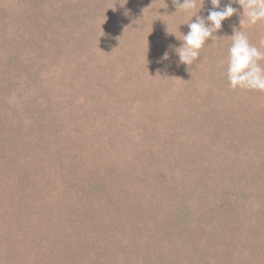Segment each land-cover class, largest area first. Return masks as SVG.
<instances>
[{
    "label": "trees",
    "instance_id": "trees-1",
    "mask_svg": "<svg viewBox=\"0 0 264 264\" xmlns=\"http://www.w3.org/2000/svg\"><path fill=\"white\" fill-rule=\"evenodd\" d=\"M140 1L141 3L138 7H134L131 4V0H119L117 3H114L115 9L112 12L108 10L103 14L108 15L107 21L101 20V16H98V13L101 14L98 12V6L102 5V8L106 6L107 1L105 0H84L85 3L82 4L85 5L83 9L84 12H80V10L71 11V8H74L79 0H73L72 3L68 0H35L33 2L34 7H32V10H37L42 15V20L43 17L46 16L49 22H62L58 18L61 17L63 19V24L61 23L62 26L70 25L71 20H74L77 27L79 22V26L83 25L87 28L85 32L79 31L84 37L81 44V47H83L81 53L78 52V49L74 46H71L69 50H67V41L64 39L61 40L64 46L66 45V48L63 49V53L61 50L59 53L66 54L65 58H69V63L62 68V75L59 76L60 74H56L53 78L45 76V79L48 80L47 83L41 80L42 75H39L38 78L40 77V79L37 78V80H39V82L41 81L42 85L44 83L46 86L43 90L45 94L43 97L46 103H49L51 106H53L54 103L56 105L59 104V109L65 104L64 106L69 108L67 109L69 110V112H67L69 117L82 122L86 128L99 127L96 123L101 120L106 121L108 125L105 127L102 135L108 136L113 140L110 144L111 146L108 145L107 151L102 152L92 146L91 150L88 151V145L80 140H78L72 148L69 147L71 148L70 150L68 149V145H70L69 142L75 141V139L70 140V137L66 138L68 141L70 140L69 142L66 140L63 141L64 147L58 149L57 144V147L51 149L50 142L54 141L58 134L63 133L67 125V121L64 122L63 120L65 118H63L64 114H60L58 111L53 114H48L47 110L42 111L36 108L34 114L39 119L37 121L26 120V111H24L21 115L22 119L20 117V121H17L18 119L14 120V125L12 121H10L11 124L4 125L0 128V142H3V144L7 143L10 146L7 153L0 154L1 159H4V163H8V159H10L11 161H15L14 167L25 164L27 168L32 169L33 165L35 169L37 168L36 166L44 163V167L47 168L45 170L48 173L50 169L52 170L50 172L51 175L49 174V179L45 180L43 184H36V186L40 185L43 190L46 189V193L47 190H50L47 197L45 193L44 196L41 197L36 193L33 194L36 196L40 207L44 206L45 199L46 206L49 205L48 201L51 200V202L54 203L55 201L59 203L58 206L63 207V209L58 207L61 213L65 211L64 214L59 215V220L63 225L60 231L64 232L63 236L67 238L76 236V238L73 239L65 238L68 241H64L63 244H67V248L69 245H72L76 254L80 253L79 247L95 245L97 247V252H99L103 249L102 247H107L108 244L110 247L114 244V241L117 242L119 246L125 247L127 244L129 247H134L138 240V236L133 235L134 232H137L139 236H141L140 232L144 234L147 233L146 240H144L143 243L141 241L140 243L142 244L139 247L153 249L155 246L154 236L144 229L148 223L145 221L146 224L143 227L142 224L144 220L140 217L142 212L138 211L137 205H142L141 202L145 201L146 197L144 195L147 190H155L157 193L158 191H162L161 188L163 189V187L160 186V184L162 182L164 184V181L169 180L167 172L163 169L166 166L162 165H165V163L167 165V162L169 163L171 159L176 161L177 164L184 165V179L192 178V182L196 185V190L200 182L201 185L203 183L204 185L208 184L207 189H209L212 184L221 181V184H219L220 194H229L230 189L233 190L234 187L237 193V191H239V188H237L238 183H234L233 186V184L230 183L231 178L237 180L238 172L242 167L249 170L246 176V182L239 186L242 187L243 190L241 194H236L237 198L233 202L234 205L241 206L238 208V213L233 217V221L231 222L233 225H236L240 218H244L245 222L248 219L251 220L254 218L256 212L253 210L254 207L261 209L258 207L259 202H257V200L260 201V199H264V110L261 106V103L262 105L264 103L257 100L259 98L254 100L247 98L250 97V92H246V90L235 89L236 91L238 90L236 97L245 102L242 104L241 114L238 113L237 116H231V118L237 120L234 125H231V122L228 123V115L224 113L230 109L234 111L235 108H237L236 105L239 106L242 101L236 100L231 103V100L224 95L221 97L220 102L218 101V103H213L206 107H212V111L206 110V108L202 111L199 107L196 108L200 106V104L194 105L187 100L186 96H181L183 95L182 91H184V93L190 91L188 92V96L193 95V98L195 97L194 101H198L201 99L199 97L201 95L200 86L206 87L209 84L217 86V84L227 80L226 76L222 77V73H225L226 70L228 48L231 45V40L229 38H231L232 34L229 32V29L225 25H222L221 30L217 33L219 37L217 41H215L216 44H205L207 46L206 53L210 60L205 66L198 63V60L191 65L178 63V56L172 48H169V51H171V53L169 52V59L162 60L161 58L167 50L165 49V45L157 49L154 47V43L157 39L154 31L157 25L167 22L168 25L171 26L177 24V21L181 23L186 22L187 20L184 19L188 18L189 14L177 10L174 11V14L179 16L174 17V14L172 16L173 10L164 8L161 12H157V16L154 19V26H151L150 20L152 18L145 16L146 11H148L151 6L147 8L148 6L146 7L147 3L145 0ZM196 3L197 7L203 3L201 14L205 16L207 15V10L212 7L210 0H196ZM224 3H227V0H222L221 6H223ZM204 5H206V7H204ZM41 6L46 7L44 12H42ZM235 6L237 5H233V7ZM21 8L25 9L26 12L31 10L26 6V0L17 1V6H14L13 11L20 14L18 10ZM62 9L71 12L73 15L71 16L70 14L69 16L66 14L62 16ZM9 11L10 10H1L0 12L8 14ZM130 13L132 16L129 17ZM143 16H145V18ZM172 17L174 20H172ZM233 17L234 16L231 18ZM231 18L226 19L224 23H230L229 20ZM135 19H137L138 22H134L133 20ZM38 20H41V18H38ZM121 25L127 26L126 30L123 31ZM181 26H183V34H187L189 30L187 24L185 27L184 24L179 27ZM37 28L38 23L33 21L32 29L36 34L37 45H39V42H42V45L36 48L40 51V48L44 47L45 39L39 41ZM19 29L22 30V33H19L17 40L16 37L11 38L13 44L5 41L3 46L1 45L2 42H0V112L3 111V108L4 110H9L11 107L10 105L12 102L9 101V99H12V86L18 76L16 72L24 71L31 74V68L35 66L36 63L34 58L35 48L32 47L34 43H32L30 39L31 36L35 40V34L25 35L24 29L22 27H19ZM0 31L6 32L1 22ZM26 31L28 32L29 30ZM180 37L182 38V34ZM78 41H80L79 38ZM178 43L180 45L181 41L178 40ZM257 47L264 51V44L260 43ZM71 49L77 51L70 54L69 51ZM87 50L93 51V54L91 55ZM93 59L97 62L99 74H93V70L89 71V69H87L88 67H93ZM261 63L264 64V62ZM89 72L92 74H89ZM12 74L13 78H15L8 80V77H11ZM89 77L94 78L93 84ZM97 84L101 86L98 87ZM155 88H157L158 91H155ZM218 92L220 91L218 90ZM260 93L262 92H253V94L258 95ZM172 94H177L179 104L182 102L186 103V105H182V112L189 118L190 114L196 112L199 118H202V116H205L209 112H213L211 118L214 124L213 127L215 124H218V131L222 135V140L220 139L221 142L219 140V145L221 147L223 144V148L220 149L222 150L221 153L223 157L224 155L228 157L227 154H230V151L231 153L234 152L235 156L238 154L232 166L225 170V176L222 167L211 160L213 158L206 148L202 151L201 148L196 149V147L194 149L193 146H187L184 152H180L177 155L171 152L169 153L170 146L167 147L166 145L171 142L174 143L176 139L180 137L176 126L175 128H168L173 118H169L168 110L165 108V105L174 100L170 96ZM209 98L211 97L208 96V99ZM205 99H207V96L204 97L203 100ZM24 101L25 102H21V104L27 102L26 100ZM88 102L91 104H87ZM252 105L255 107L252 108ZM226 107L230 108L226 110ZM23 108L27 110L24 105ZM255 108L256 110H254ZM111 112L112 114H110ZM173 112H175V110ZM7 114L9 113L7 112ZM259 120H261L260 123H258ZM186 121H188V119H186ZM16 123L19 124L16 126V129H14ZM257 123L258 125L256 128L258 129L256 131H258V133L256 134L254 127ZM223 124H227V126L232 128L231 130L228 129L225 139L223 136L225 133L221 131H225L227 127L224 128ZM160 125L163 126V128L160 129ZM166 129L167 131H165ZM134 131L148 135L154 133L155 135L152 134V137L155 136L162 139L163 144H165V151L168 153L162 151L164 150L163 148L160 150V148L156 147L152 152H155L157 157L161 160L159 162H154L152 160V162L148 161L146 163L139 158L143 152L148 151L143 143H140L138 149L136 148V150L128 152V145L125 147L124 145L127 144L131 135H134ZM205 133L207 136H211H209L210 140H215V142H217L219 133L212 135L211 130ZM66 134L69 133L67 132ZM200 135L204 137V134L200 133L199 136ZM18 137L19 140L26 139V142L29 140L27 146H29L30 149L32 146L30 143L32 141L36 142L38 138L40 139L35 143L32 149L34 150L33 153L30 154V151H26V149L20 151V148H18L19 146L15 148L14 145H17L15 142ZM148 138L150 139L151 137L148 136ZM249 141L253 142L254 148H251V150L250 144H247ZM194 142L195 141H192L191 143ZM257 143H259V146H257ZM3 144L1 145L0 153L6 151L4 149L7 148V146ZM235 148L238 150L237 152L234 151ZM111 149H114L113 153H111ZM13 150L18 154L14 155L9 153ZM59 150H62L61 152L65 151V154H62V159H64L54 160L52 156L54 153H58ZM8 154H10V157H8ZM247 155L249 157H247ZM178 156L181 158L178 159ZM35 159L39 160L36 161ZM48 161L51 162L50 169L48 168ZM244 161L247 162L248 165H245ZM77 163H81V167L75 169ZM57 164H60V166L56 167ZM63 164L69 168L65 169ZM190 170L194 172L191 173ZM159 172L163 174V177L160 178L157 176ZM255 172H257L256 175H254ZM43 179L42 177L41 180ZM150 183H153L155 186L152 185L153 187L147 189V185ZM47 184L51 185L52 188L47 189ZM201 185L198 189L200 194L198 198L200 199L204 198V195L200 193ZM18 187V189H20L18 194L23 193V186L18 185ZM30 188H33L31 184ZM182 188L183 190L181 189L178 191V193H176L177 195L181 193L184 194L185 190L191 193V187L183 186ZM147 193L149 194L148 191ZM23 195V198H25L26 194L24 193ZM150 196H148V198ZM48 197L50 198L49 200H47ZM174 199L176 198H172L167 203L163 202L162 205H164L160 207V210L165 213L169 211L176 212L177 210H189L192 206L190 203H181L179 199L173 202L172 200ZM159 201V199L152 200L149 202V205L154 202L158 204L160 203ZM212 204L214 203L210 205ZM210 205L206 202L208 210H214L216 208L215 212L219 214L220 217H223L225 211L221 212L218 206L214 207ZM229 209L231 208L229 207L228 210ZM217 210H219V212ZM3 215V210H0V222H3ZM184 216L186 217L187 214L184 213ZM207 219L209 221L208 223L221 222L220 219L213 220L211 215H209ZM259 219L260 220L256 219L258 223H260L262 217ZM88 223L91 224L87 226ZM172 223H174V221ZM208 223L206 226L207 229ZM102 227L109 229L108 238L103 232L101 234ZM116 227H120L119 229H122L121 227L124 228L122 233L124 232L125 234H123L122 237H120L121 234L112 236L110 229H116ZM244 228H252V226L250 225ZM244 228L241 229L243 230ZM95 229V233L92 234L90 230L94 231ZM98 229H100V231ZM74 232L78 233L73 235ZM163 233L169 234L168 230H165ZM54 236L57 237L55 241L56 245H60V243H62V234H56ZM115 236L116 239L114 240ZM89 241L91 242L89 243ZM87 242L89 244H87ZM40 253L39 251V256L42 254ZM56 253L60 255L61 251ZM50 254L54 255L52 253ZM76 254V260H78V258L80 259ZM143 258L146 259L147 255H144ZM56 260L58 261V257ZM95 263L89 262V264ZM0 264H3L1 258Z\"/></svg>",
    "mask_w": 264,
    "mask_h": 264
},
{
    "label": "rangeland",
    "instance_id": "rangeland-1",
    "mask_svg": "<svg viewBox=\"0 0 264 264\" xmlns=\"http://www.w3.org/2000/svg\"><path fill=\"white\" fill-rule=\"evenodd\" d=\"M17 1L19 0H0V11L10 10L8 14L0 12V22L2 24V27L6 30V32L0 31V42H2L1 45L4 46L5 41L12 43L11 38L13 37H16L17 40L19 33H22V30L19 29V27H22L24 29L25 35H29V34L32 35V33L35 34V32L32 29L33 21L38 23L37 32H38L39 41L41 39H45V40H44V47L40 48L39 51V49L36 48L41 46L42 42H39V45H37L36 34H35V40L30 36V39L32 40L31 42L34 43V46L32 45V47L35 48L34 58L36 63L35 66L31 68L32 70L31 74L26 73L24 71L16 72L18 73V76L16 77L15 83L12 86L13 87V95L11 96L12 99H9V101H11L12 104L10 105L11 107L9 108V110L7 109L4 110L3 108V111L0 112V117H1L0 128H2V126L4 125L11 124L10 121H12L13 125H14L13 123L14 120L18 119L17 121H20V117L22 119L21 115L24 113V111H26L25 119L28 121L39 120L38 117L34 114V110L36 108L42 111L47 110L48 114H53L54 112L58 111L60 114H64L63 118L64 117L65 118L62 119L64 120V122L67 121V125L63 130L64 132L58 134L56 136V139L50 142L51 149L57 147V144H58L57 147L58 149H60V147L61 148L64 147L63 141L65 140L68 141L66 138L70 137V140L75 139L74 141L75 143L73 141L69 142L70 140L68 141L70 144L68 145V149L70 150L72 146H74L78 142V140H80L81 142L88 145L87 148L88 151L91 150V146L102 152L107 151L108 145H110L113 142V140H111L108 136L102 135L105 130V127H107L108 125L106 121L101 120L98 123H96L99 125V127L86 128V126H84L82 122L76 121L69 117V115L67 114V112H69V110L67 109L69 108L67 106H64L65 104H63V107L59 109L58 106L59 104L56 105L54 103L53 106H51L49 103H46L43 97L45 96L43 90L46 88V86L44 85V83L42 85L41 81L39 82V80H37L38 76L42 75L41 80L47 83L48 80L45 79L46 78L45 76H49L53 78L54 75L56 74H60L59 76L62 75V68L64 67V65L66 66L69 63L68 61L69 58H65L66 54L64 55L59 53L60 50L63 53L64 52L63 49L66 48V45L64 46V43L61 42V40L64 39L67 41V50H69L71 46H74L78 49V52L81 53L83 49V47H81L82 46L81 44L82 41L84 40V37L79 31L85 32L87 31V28L83 25L79 26V22L77 27L76 22L74 20H71L70 25L62 26L63 19L61 17L58 18L62 22L59 21L49 22L46 16L43 17L42 20V15L37 10H32V7H34L33 2L35 0H26V6L29 9H31L29 12H26L25 9L21 8L18 10L20 14H17L16 12L13 11L14 6H17ZM68 1L71 3L73 2V0H68ZM105 1H107L106 6H103V8L102 5L101 6L99 5L100 7L98 6L99 8L98 12L101 13V14L98 13V16H101L100 18L103 21L108 20L107 19L108 15H103L104 12L108 10L112 12L115 9L114 3H117L119 0H105ZM145 2L147 3L146 5V7L148 6L147 8H150L151 6V8L148 9L149 13L148 11H146L145 13V16L152 18V19L150 18L151 26H154V21H155L154 19L156 18L157 16L156 14L158 11L161 12L164 8L170 9L173 10L172 12V16H173L174 11L176 10V7L175 5H173L172 0H165V2L164 0H149V1L145 0ZM83 3H85L84 0H79V2L75 5V7L71 8V11L72 12H74L75 10L76 11L80 10V12L83 11V9L85 8V5H82ZM140 3H141L140 0H131V4L134 7L140 6ZM233 5H237L235 7L238 9L239 12H241L240 16L238 14H233L234 17L229 20L230 23L226 24V22L224 23L223 21L222 25H225L229 29V32L231 34L233 32V28L238 29L240 27V30L244 31L248 35L250 43L259 45L261 41H264V29H263L264 21H258L257 24L255 25H248L247 17L242 12V9L239 7L238 4H233ZM204 7H206V5H204ZM45 8H46L45 6H41L42 12L46 10ZM61 14L62 16L66 14L69 16L70 14L71 16L73 15L71 12L65 11V9H62ZM174 15H175L174 17L179 16L177 14ZM130 16H132L131 13L129 14V17ZM145 16L143 17L145 18ZM38 18H41V20H38ZM187 19L188 18H185L184 20ZM194 19L192 18L193 21ZM172 20H174L173 17ZM133 21L138 22L137 19ZM239 21L241 22L240 24ZM180 23L181 22L177 21L178 25ZM177 24H173L170 26L166 22L164 24L157 25V28L154 31L157 38L155 39L156 41H158V42L155 41L154 43V47L156 49L162 45H165L166 47L165 49L171 53V51H169V48H172L174 50V47L179 46L177 38L173 34L168 33V32H173L178 37H180L181 33H183L182 32L183 26L179 27L178 29ZM121 26L123 31L126 30L127 26L124 25ZM185 26L186 24H184V27ZM26 30L29 31L27 32ZM78 38L80 41H78ZM229 39L231 40V38ZM215 41H217V38L215 40H210V42H206V44L208 45L212 43V45H215L216 44ZM206 49L207 46L205 45L201 50L200 57L197 59L198 63H200L202 66H205L206 64H208V62H210L209 56L206 53ZM76 51L77 50L75 49H71L69 53L73 54ZM87 52L91 53V55L93 54V51L87 50ZM96 63H97L96 60H94L93 67L87 68L89 69V71L93 70V74H99ZM89 74L92 73L89 72ZM222 74H223L222 77L226 76L224 72ZM14 78L12 74L11 77L10 76L8 77V80H12ZM38 79H40V77ZM89 79L93 84L94 78L89 77ZM97 85L98 87L101 86L99 84ZM218 90L220 92H218ZM155 91H158V89L155 88ZM237 91L229 88V86L227 85V80H224L221 83L217 84V86L210 84L207 85L206 87L200 86L201 95L199 97L201 99L198 101H194L195 97L193 98V95L188 96V92L190 91H187L185 93L184 91H182L183 95L181 96L183 97L186 96L187 100H189L194 105L200 104V106H197L196 108L199 107L202 111H204V109L208 105H211L213 103H218V101L220 102L221 97H223L224 95L231 100V103L236 100L242 101L241 99H238L236 97V94L238 93ZM246 92H250V97L247 98L253 100L259 98L257 100H260L264 103V92L260 93L259 95L253 94L254 91L246 90ZM170 96L174 99L172 101L173 103L171 102L172 104L167 103L165 105L166 106L165 108L168 110L169 118L170 117L173 118V119L171 118L172 119L170 121L171 125L168 128L170 127L175 128L176 126L179 132L178 135H180V137L176 139L177 142L176 141L174 143L171 142L168 145H166L167 147L170 146L169 153L171 152L174 155H177L180 152L181 153L184 152L187 149V146H193L194 149L196 147H197L196 149L201 148L202 151H204L206 148V150L210 152V156L213 158L211 160H213V162L219 164L222 167L225 176L226 173L225 170L232 166V164L235 162V159H237L238 154L237 156H235L234 152L231 153L230 151V154H227L228 157H225L226 155H224L223 157L221 153L222 150H220L221 148H223V144L221 147L219 145V140L220 139L222 140V135L218 131L219 130L218 124H215V126L213 127L214 124L213 121L211 120L213 112H209L205 116H202V118H199L196 112L194 114H190V118H189L188 116H185L182 112L183 111L182 105L184 104L186 105V103L182 102L181 104H179L177 100L178 97L177 94L174 95L172 94ZM206 96L207 99L203 100L204 97ZM208 96L211 98L208 99ZM24 100H26L27 102L25 104L24 103L21 104V102H25ZM243 102L245 101H242L239 104V106L236 105L237 108H235L234 111L230 109L224 113L228 115L229 118L228 123L231 122L230 123L231 125H234L235 121H237L234 120L235 118H231V116L232 117L235 115L237 116L238 113L241 114ZM87 104H91V103L88 102ZM23 105L27 108V110L23 108ZM261 106L264 110V104L262 105L261 103ZM254 107L255 106L252 105V108ZM211 108L212 107H208L206 108V110L208 109L212 111ZM229 108L230 107H226L225 109L227 110ZM174 110L175 112H173ZM254 110H256V108ZM7 112L9 114H7ZM110 114H112V112ZM186 119H188V121H186ZM260 122L261 120H259L258 123ZM258 123L254 127V131L256 134L258 133V131H256L258 129L256 128ZM18 124L19 123L15 124L14 129H16V126ZM225 127H227V129L225 131H221L225 133L223 135L224 139L226 138L225 135L226 133H228V129L229 130L232 129L230 126H227V124L224 125V128ZM159 128L161 129L163 128V126L160 125ZM209 130H211L212 135H216L217 133H219L217 142H215V140H210L209 138L210 135L207 136L205 132ZM165 131H167V129ZM67 132L69 134H66ZM200 133L204 134V137H202L201 135L199 136ZM152 134L148 135L134 131V135H131V137L127 141V144H125L124 147L128 145V149H129L128 152H132L136 150V148L138 149L140 143L141 144L143 143L145 145V148L148 149V151L143 152L139 158L142 159V161H145L146 163L148 161L152 162V160L154 162H159L161 159H159L157 157V154L152 151L156 149V147L160 148V150H162L163 148L164 150L162 151H165V147H164L165 144H163L162 139L157 138L155 136L152 137ZM148 136H150L151 138L149 139ZM39 139L40 138H38V140ZM192 141L195 142L191 143ZM25 142L26 139L19 140L18 137L15 142L17 143V145L14 146L15 148L16 146H19L18 148H20V151L22 149H26V151H30L29 152L30 154L33 153L34 150L32 149L35 146L36 142L32 141L30 143L32 145L31 149L29 148V146H27L29 140L26 143ZM2 144L3 142H0V150ZM247 144L248 145L250 144V150L251 148L252 149L254 148L253 142L249 141V143ZM3 145H6L7 148L4 149L6 151H2L0 154L7 153V151L10 148L9 144L7 143H4ZM257 146H259V143H257ZM236 148L234 150L235 152L238 151ZM61 151L62 150H59L58 153H54L52 158L54 160L56 159L61 160L62 154L65 152V151L63 152ZM113 151L114 149H111V153H113ZM165 152L168 153L167 151ZM9 153L14 155L18 154L14 150ZM8 157H10V154H8ZM247 157L249 156L247 155ZM180 158L181 157L178 156V159ZM251 158L254 159L253 157ZM8 160H9L8 163H4V159H1L0 157V210H3L4 213L2 217L3 222H0V258L2 259L3 264H80V263L84 264L86 262H87L86 264H89V262L91 263L96 262L95 264H243V263L264 264V205H263L264 199H260V201L257 200V202H259L258 207L261 209H257L256 207H254L253 210L256 211L254 218H252L251 220L248 219L246 222L244 221V218H240L237 222L238 225L237 224L233 225V223H231L233 221V217L238 213V208L241 207L238 205H234L233 202L237 198L236 194L237 193L241 194L243 188L239 186L242 183L246 182V176L249 173V170L244 169V167H242L241 170L238 172L237 180L236 179L234 180L233 178H231L230 180V183L233 184V186L234 183L236 182L238 183L237 188H239V191H237L236 193V188L234 187L233 190L230 189L229 194L228 193L220 194L219 184H221L220 183L221 181H218V183L215 182L214 184H212L211 188L209 189H207L208 184L204 185L203 183L201 185L200 182L196 190L195 188L196 185H194V183L192 182V178L184 179L185 176L184 175L185 173H183L184 165L177 164L176 161L171 159L169 163L167 162V165L166 163L165 165L164 164L162 165V166H166L163 169L165 172H167V176L169 177V180L164 181V184L163 182L160 184V186L163 187V189L161 188L162 191H158L159 193L158 194L157 191L149 189L155 185L153 183L148 184L147 189L149 190L147 189L146 190L149 192V194L146 191L144 195L146 197L145 201L141 202L142 205H137L138 211L142 212L140 217L141 219L144 220V223L142 224L143 227L145 226L146 223H148V225L146 226V228L144 227V229L149 234H152L154 236V245H155L154 248L153 249L140 248L139 246L144 242V240H146L147 233L144 234L143 232H140L141 236H139L137 232H134L133 235L138 236V240L136 241L134 247H129L126 244L125 246L126 248H125L124 246H119V244H117V242L114 241V244H112L110 247L108 244L107 247H102L103 249H101V251L99 252H97L96 250L97 247L95 245L79 247L80 253L76 254L75 250L72 248V245H69L68 246L69 249H68L67 244H63V242L68 241L67 239L69 238L71 239L76 238V236L75 237L70 236L69 238H67L63 236L64 232L60 231L63 228V225L59 220L60 218L59 215L64 214L65 211L61 213L58 207H60L61 209H63V207L58 206L59 203L55 201L54 203L51 202V200H49L50 199L49 197L47 199L49 200L48 201L49 205L48 206L45 205L46 203V199H45L44 206L40 207L36 196L33 194L36 193L41 197L44 196L45 193L47 197L48 193L50 192V190L49 191L47 190L46 193V189L43 190V188L40 185L36 186V184H43L45 180L49 179V174L52 171L49 168L51 166L50 165L51 162L48 161V165H49L48 168L50 169L48 173L45 170L47 168L44 167L45 166L44 163L36 166L37 168L35 169H34L35 166L33 165V169H32V168H27L25 164L18 167H14L15 161H11L10 159ZM244 163L245 165H248L247 162L244 161ZM63 165L65 169L69 168L66 167L65 164ZM57 166H60V164H57L56 167ZM79 167H81V163H77L75 169ZM190 172L192 173L194 171L190 170ZM256 173L257 172H255L254 175H256ZM157 176L161 178L163 177V174L159 172L157 173ZM42 177L44 178L43 180H41ZM30 184L33 188H30ZM18 185L23 186L24 192L21 194H18L20 190L18 189L19 188ZM200 185H201L200 193L204 195L203 196L204 198L201 199L198 198V195H200L198 192ZM183 186L191 187L192 188L190 189L191 193H188L189 191L185 190V192L187 193L184 192V194L181 193L177 195L176 193H178V191H180L181 189L183 190L182 188ZM51 188H52L51 185L47 184V189H51ZM226 192H227V188H226ZM24 193L26 194L25 198H23ZM148 196L150 197L148 198ZM174 197L177 200L178 199L181 200V203H190L192 205L191 208L189 210H183V211L177 210L176 212L169 211L167 213L161 211L160 207L164 205V204L162 205V203L163 202L167 203ZM155 199H159L160 203L157 204L156 202H154L153 204L149 205L150 204L149 202ZM176 199L172 201L175 202L177 201ZM206 202L209 205L211 203H214L210 206H214V207L218 206V208L221 209V212L225 211L223 217H220V215L215 212L216 208L214 210L213 209L208 210L206 207ZM229 207L231 209L228 210ZM217 211L219 212V210ZM184 213L187 214L186 217L184 216ZM209 215H211V218L213 220L220 219L221 222L208 223L209 221L207 217H209ZM261 217L262 220L260 221V223H258L257 220H260L259 218ZM173 221L174 223H172ZM185 221L187 224L185 223ZM207 223H208V229L206 228ZM90 224L91 223H88L87 226H89ZM250 225L252 226V228H244L246 226L249 227ZM119 228L120 227H116V229H110L112 236L115 234L116 235L121 234L120 237H122V235L125 234L124 232L122 233V230L124 228L123 227H121L122 229ZM241 228L244 229L242 230ZM100 229L98 230L100 231ZM165 230L166 231L168 230L169 234L163 233ZM90 231L93 234L95 233L96 229L94 231L92 230ZM102 232L108 238L109 229L103 228L101 229V234ZM77 233L78 232H74L73 235ZM56 234H62V239H61L62 243H60V245H56L55 243L57 237H55L54 235ZM115 239L116 236L114 237V240ZM141 241L142 243H140ZM90 242L91 241H89V243ZM89 243L87 242V244ZM39 251L42 253V254L40 253L41 256H39ZM59 251H61L60 255L56 253ZM50 253L54 255H51ZM74 253L78 255L80 259L78 258V260H76L77 256H75ZM144 255H147L146 259L143 258ZM57 257H58V261L56 260Z\"/></svg>",
    "mask_w": 264,
    "mask_h": 264
},
{
    "label": "clouds",
    "instance_id": "clouds-1",
    "mask_svg": "<svg viewBox=\"0 0 264 264\" xmlns=\"http://www.w3.org/2000/svg\"><path fill=\"white\" fill-rule=\"evenodd\" d=\"M176 10L188 13L186 22L187 34H182V38L173 34L181 44L174 48L178 56V63L191 65L200 57L201 50L206 42L215 40L219 36L217 33L222 28V22L229 19L233 14L240 13L233 4H238L242 12L247 17L248 25H255L258 21H264V0H227L223 6L222 0H210L211 8L207 10V15L200 14L203 3L197 7L196 0H172ZM175 10V11H176ZM195 17L193 21L192 18ZM241 22L239 21V24ZM264 44V41H261ZM162 60L169 59V52L165 51ZM264 51L256 45L250 43L248 35L238 29L233 28L231 35V45L228 48L225 74L229 88L264 92Z\"/></svg>",
    "mask_w": 264,
    "mask_h": 264
}]
</instances>
